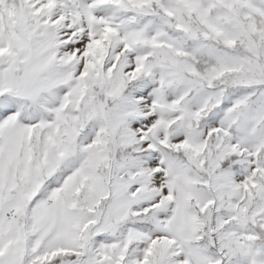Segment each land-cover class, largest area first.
Listing matches in <instances>:
<instances>
[{
	"label": "snow or ice",
	"instance_id": "6c2138e0",
	"mask_svg": "<svg viewBox=\"0 0 264 264\" xmlns=\"http://www.w3.org/2000/svg\"><path fill=\"white\" fill-rule=\"evenodd\" d=\"M0 264H264V0H0Z\"/></svg>",
	"mask_w": 264,
	"mask_h": 264
}]
</instances>
